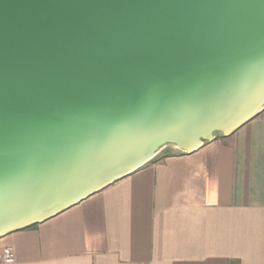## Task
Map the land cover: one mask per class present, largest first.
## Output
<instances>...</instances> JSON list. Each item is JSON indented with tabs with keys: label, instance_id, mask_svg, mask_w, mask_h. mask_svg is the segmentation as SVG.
I'll return each instance as SVG.
<instances>
[{
	"label": "water",
	"instance_id": "1",
	"mask_svg": "<svg viewBox=\"0 0 264 264\" xmlns=\"http://www.w3.org/2000/svg\"><path fill=\"white\" fill-rule=\"evenodd\" d=\"M264 111V0H0V239Z\"/></svg>",
	"mask_w": 264,
	"mask_h": 264
},
{
	"label": "crops",
	"instance_id": "2",
	"mask_svg": "<svg viewBox=\"0 0 264 264\" xmlns=\"http://www.w3.org/2000/svg\"><path fill=\"white\" fill-rule=\"evenodd\" d=\"M0 264H264V111L1 238Z\"/></svg>",
	"mask_w": 264,
	"mask_h": 264
},
{
	"label": "built area",
	"instance_id": "3",
	"mask_svg": "<svg viewBox=\"0 0 264 264\" xmlns=\"http://www.w3.org/2000/svg\"><path fill=\"white\" fill-rule=\"evenodd\" d=\"M14 259H15L14 249L12 247H7L5 249L4 261L12 262Z\"/></svg>",
	"mask_w": 264,
	"mask_h": 264
},
{
	"label": "trees",
	"instance_id": "4",
	"mask_svg": "<svg viewBox=\"0 0 264 264\" xmlns=\"http://www.w3.org/2000/svg\"><path fill=\"white\" fill-rule=\"evenodd\" d=\"M169 153H171V152H163V154L162 153H160L153 161H155V160H160L161 158H163L164 156H166V155H168ZM37 225V224H36ZM36 225H33V226H31V227H34V226H36Z\"/></svg>",
	"mask_w": 264,
	"mask_h": 264
},
{
	"label": "rangeland",
	"instance_id": "5",
	"mask_svg": "<svg viewBox=\"0 0 264 264\" xmlns=\"http://www.w3.org/2000/svg\"><path fill=\"white\" fill-rule=\"evenodd\" d=\"M176 150H178V149H176L173 146H169V147L165 148L161 153L163 154V152H167V151L172 152V151H176Z\"/></svg>",
	"mask_w": 264,
	"mask_h": 264
}]
</instances>
